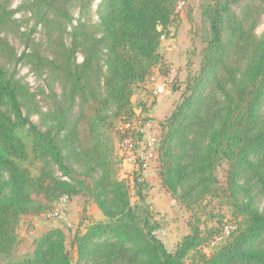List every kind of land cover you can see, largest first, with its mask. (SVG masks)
<instances>
[{
    "label": "trees",
    "instance_id": "obj_1",
    "mask_svg": "<svg viewBox=\"0 0 264 264\" xmlns=\"http://www.w3.org/2000/svg\"><path fill=\"white\" fill-rule=\"evenodd\" d=\"M93 1L27 0L23 9L46 30L50 56L28 39L30 52L16 59L2 36L13 13L9 0H0V257L17 248L21 218L52 211L61 197L87 194L104 220L74 235L75 260L64 233L52 228L35 240L30 257L8 264H264V31L256 36L253 17L264 12V0H205L200 72L160 124L156 160L164 191L190 210L221 189L240 217L210 255L198 225L168 252L153 234L141 173L133 178L135 207L129 184L117 176L114 135L123 139L131 131L141 139L131 123V96L163 63L160 41L178 0H101L96 25L81 19L67 29L71 11L88 14ZM4 59L28 61L60 84L52 111L40 113L43 129L30 120L33 94L7 72ZM115 120L131 127L122 132ZM22 129L29 149L17 133ZM29 158L39 165L36 174L22 165ZM225 162L226 186L219 189L217 168Z\"/></svg>",
    "mask_w": 264,
    "mask_h": 264
},
{
    "label": "rangeland",
    "instance_id": "obj_2",
    "mask_svg": "<svg viewBox=\"0 0 264 264\" xmlns=\"http://www.w3.org/2000/svg\"><path fill=\"white\" fill-rule=\"evenodd\" d=\"M26 1L9 0L8 9L13 13L12 22L5 28L2 36L14 49L16 59L23 51L30 52L25 48L28 43L31 44L28 39L37 45L40 55L47 58L50 52L46 47V30L37 25L36 19L23 9ZM100 2L101 0H94L90 13L85 15H81L78 8H74L67 29L76 26L81 19L87 20L91 26L96 25ZM204 4L205 0L177 1L174 22L168 26L160 41L159 53L163 63L154 68L151 76L138 85L131 96V107L135 114L131 123L142 132L141 139L138 141L136 135L130 137L132 132L129 131L127 138L120 139L118 135H114V146L119 161L117 176L129 184L132 206H140L133 188V178L141 173V179L147 183L143 195L151 216L150 223L155 228L153 234L165 245L167 251L173 252L182 238L190 233V225H198L207 237L203 252L210 255L229 240L230 234L240 222L239 215L234 214L226 194L220 189L226 186V162L217 168V185L220 189L217 194L206 198L199 209L194 207L187 210L161 187L156 160V149L162 133L160 124L166 122L176 105L181 102L189 78L197 76L201 69L208 29V22L202 14ZM234 10L238 11V8ZM253 17L258 20L254 33L260 37L264 31V12ZM53 33V38H56L57 30ZM63 41L65 45L69 43L66 35ZM76 60L79 63L82 61L80 53L76 54ZM2 64L9 74L15 73L16 79L33 94L30 120L43 129L40 113L52 111L56 96L60 95V84L50 77L47 70L35 69L28 61L4 59ZM158 89H161V92H158ZM113 125L122 132L131 127L129 123L121 124L116 120ZM144 126L149 127V130L143 132ZM17 133L29 149L30 137L26 130L22 129ZM150 139H154V142ZM22 165L28 167L32 174H36L39 167L38 164L32 163L30 158ZM103 220L102 213L87 194L72 198L61 197L54 203L52 211L21 218L15 230L18 246L11 256L0 257V264L30 257L35 240L52 228L60 229L64 233L70 257L75 260L76 255L71 246L74 235L84 233L90 222Z\"/></svg>",
    "mask_w": 264,
    "mask_h": 264
},
{
    "label": "crops",
    "instance_id": "obj_3",
    "mask_svg": "<svg viewBox=\"0 0 264 264\" xmlns=\"http://www.w3.org/2000/svg\"><path fill=\"white\" fill-rule=\"evenodd\" d=\"M147 130H149V127L146 128V127L144 126L143 129H142L143 132H146ZM150 140H151V142H154V139H150ZM155 141H156V140H155Z\"/></svg>",
    "mask_w": 264,
    "mask_h": 264
},
{
    "label": "built area",
    "instance_id": "obj_4",
    "mask_svg": "<svg viewBox=\"0 0 264 264\" xmlns=\"http://www.w3.org/2000/svg\"><path fill=\"white\" fill-rule=\"evenodd\" d=\"M158 92H161V89H158Z\"/></svg>",
    "mask_w": 264,
    "mask_h": 264
}]
</instances>
